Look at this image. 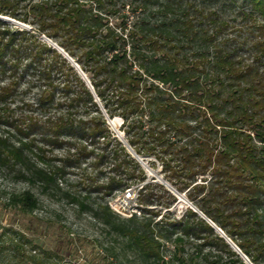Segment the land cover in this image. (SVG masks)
I'll list each match as a JSON object with an SVG mask.
<instances>
[{
	"label": "trees",
	"instance_id": "1",
	"mask_svg": "<svg viewBox=\"0 0 264 264\" xmlns=\"http://www.w3.org/2000/svg\"><path fill=\"white\" fill-rule=\"evenodd\" d=\"M24 1L0 0V15L36 23L48 37L61 39L109 117L121 115L128 133L142 143L137 152L155 154L160 147L178 161L172 167L163 160L175 178L186 180L182 190L208 176L206 184L191 188L193 203L252 264H264V0H244L235 13L248 32L242 41L228 34L236 19L224 15L223 4L167 0L154 9L150 6L159 0H28L21 7ZM30 72L39 91L28 101L24 95L32 87H19ZM8 79L0 84V128L7 130L0 133V169L15 170L45 191H60L57 174L63 170L49 165L35 136L41 133L44 143L58 146L62 137L106 141L105 119L56 49L0 20V83ZM19 98L37 116L14 118L12 105ZM90 112L96 115L85 119ZM105 157L125 169L123 178L110 180V190L124 192L145 181L144 170L124 147L100 159ZM147 188L139 190L140 201ZM89 198L71 197L119 241L118 249H106L109 264H249L190 209L173 222L157 220L161 211L121 217L107 202L93 204ZM10 202L24 213L39 205L30 190ZM62 261L60 252L0 226V264Z\"/></svg>",
	"mask_w": 264,
	"mask_h": 264
},
{
	"label": "rangeland",
	"instance_id": "2",
	"mask_svg": "<svg viewBox=\"0 0 264 264\" xmlns=\"http://www.w3.org/2000/svg\"><path fill=\"white\" fill-rule=\"evenodd\" d=\"M166 1L159 0L150 7L156 9ZM198 1L204 2L206 7H213L215 4V6H221L220 4H223L224 15L236 19V22H232L235 28L230 29L231 31L228 34L236 35L238 41L244 39L243 36L248 33L245 24L241 18L234 17L239 7L242 4L244 5V0H218V3L217 0ZM232 1L235 2V5L231 6ZM26 3H28V0L22 2L21 7ZM20 11H24V9ZM125 13L129 14L131 19L134 17L130 11L128 12L127 8ZM19 19L0 15V20L8 23L11 29L15 31L27 30L33 33L37 39L56 49L67 60L68 64L76 70L97 103L105 119V127L110 138L106 141H91L89 138L78 141L62 137L60 139L62 144L58 146L52 145V143H44L41 140L43 138L41 133L36 135V145L45 149L50 160L49 165L63 170L62 174H57L61 190L57 191L53 188L50 191H45L40 184L30 185L27 181L18 177L15 170L9 172L6 169H0V226L21 231L41 247L60 252L63 256V264H109L105 258L106 249L110 252L118 249L119 246V241H117L115 235L110 234L109 229L95 219L92 214L81 211L71 197L83 198L88 194L90 203L107 202L110 209L121 217H130L133 213L140 216L146 210L161 211L157 220L162 219L168 222L181 219L190 209L212 226H216L195 206L190 198L191 188L196 184H206L209 180L208 176H198L196 181L191 184L192 186L182 190L183 185L181 182L186 180L182 177L175 178V175L163 162V160L169 161L170 156L161 153L160 147H157L155 154L147 152L146 154H139L137 152L143 146L142 143L136 140L132 132L128 133L130 129L127 128L128 124H124L125 120L121 115H116L113 118L109 117L95 92L89 76L81 69L78 62L60 46L61 39H52L38 30V24L25 23ZM28 75L23 79L19 89L25 91L32 87L24 95L28 101H31L34 94L39 91L37 88L39 84L37 78H34L31 72ZM5 82L9 83V79L2 80L0 84L3 85ZM19 107H22V109ZM12 109H14V118L16 119H25L31 114L34 117L37 116V113L33 112L34 110L32 111L23 106L20 98L16 100V103H13ZM93 115L96 114L90 112L83 117L89 119ZM144 130L146 129L144 128ZM5 131L4 128H0V133ZM120 146L124 147L125 152L139 163L146 177L143 183L133 185L124 192L116 191L114 188L110 190L107 186L111 179L123 178V176L119 177L124 175L125 169H118L113 157L100 159L102 154ZM35 162L41 165L38 161ZM176 164H178V161L172 162L170 160V166L174 167ZM144 185H148V188L143 192L144 201H140L141 198H139L138 192ZM162 188L167 190L173 196V199H168ZM25 190H30L39 202L38 207L30 213L22 212L10 202L12 196ZM128 191L132 193V198L126 209H123L125 203L123 197ZM166 200L169 204H165ZM218 233L244 260L252 264L222 230ZM170 250H173L172 246H169L167 254L170 253Z\"/></svg>",
	"mask_w": 264,
	"mask_h": 264
},
{
	"label": "built area",
	"instance_id": "3",
	"mask_svg": "<svg viewBox=\"0 0 264 264\" xmlns=\"http://www.w3.org/2000/svg\"><path fill=\"white\" fill-rule=\"evenodd\" d=\"M131 198H132V193H130L128 191V193H126L125 196L123 197V200L125 201V203H124V205L122 207L123 209H126V206H128V202L131 200Z\"/></svg>",
	"mask_w": 264,
	"mask_h": 264
},
{
	"label": "water",
	"instance_id": "4",
	"mask_svg": "<svg viewBox=\"0 0 264 264\" xmlns=\"http://www.w3.org/2000/svg\"><path fill=\"white\" fill-rule=\"evenodd\" d=\"M219 232H221V230L219 228H217L216 226H214Z\"/></svg>",
	"mask_w": 264,
	"mask_h": 264
}]
</instances>
